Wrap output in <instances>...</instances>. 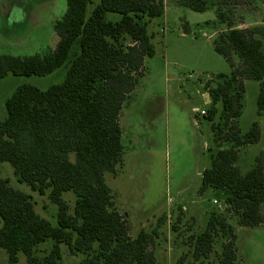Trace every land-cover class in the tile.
Segmentation results:
<instances>
[{
    "label": "trees",
    "instance_id": "1",
    "mask_svg": "<svg viewBox=\"0 0 264 264\" xmlns=\"http://www.w3.org/2000/svg\"><path fill=\"white\" fill-rule=\"evenodd\" d=\"M90 2L66 0L63 16L53 24L58 37L53 49L27 56L0 54V78L8 73L43 76L60 67L73 43H79V52L62 82L45 90L23 84L5 101L0 162L12 166L18 182L40 195L47 194L57 205V224L52 225L36 213L30 194L12 188L8 179L0 177V248L8 264H17L18 253L27 264H56L61 259V245L72 255H83L78 264L156 263L150 249L156 231L142 228L135 237L129 235L105 175L115 173L123 162L120 111L143 76L144 58L154 54L152 35L143 19L161 16L163 0H100L86 17ZM177 2L205 11V0ZM106 12L118 13L120 19L106 20ZM227 24L213 46L230 71L218 74L215 83L206 81L212 106L206 118L211 121L213 140L233 146L210 154V165L201 173L200 191L224 192L237 225L252 227L264 223V151L242 174L236 164L237 147L258 142L260 130L254 121L241 134L235 120L242 113L244 82L264 79V28L239 29ZM233 57L239 61L237 66ZM218 103L221 121L214 123ZM256 104L258 112H264V81ZM68 191L75 196L72 207L62 197ZM218 237L222 239L220 253L209 264H241L233 226L214 213L193 237L194 259L207 258ZM48 239L53 241L49 253L38 260L35 247Z\"/></svg>",
    "mask_w": 264,
    "mask_h": 264
},
{
    "label": "rangeland",
    "instance_id": "2",
    "mask_svg": "<svg viewBox=\"0 0 264 264\" xmlns=\"http://www.w3.org/2000/svg\"><path fill=\"white\" fill-rule=\"evenodd\" d=\"M99 2L91 0L86 17ZM203 7L205 11H194L179 6L177 0H163L161 16L143 19L152 35L154 54L144 58L143 76H139L122 105L119 124L123 162L115 173L105 175V181L131 237L142 228L156 231L150 246L155 264L214 262L221 249L220 237L207 258L193 257V237L205 228L213 213L222 215L233 226L237 260L241 264H264V223L239 226L237 217L225 205L224 192L211 188L200 191L201 173L210 165V154L233 146L213 140L211 121L206 118L212 107L206 81L215 83L218 74L230 71L228 62L214 50L213 41L219 32L227 30V22L239 29L264 28V0H205ZM65 10L66 0H0V54L27 56L53 49L58 41L53 24ZM105 19L115 22L120 14L106 12ZM262 49L264 52V40ZM78 52L76 40L67 59L53 72L43 76L8 73L0 78V121L6 116V99L18 86L30 84L45 90L62 82ZM233 60L237 66L238 59ZM261 82H244L242 113L235 120L241 134L254 121L260 130L258 142L237 147L236 164L242 174L264 151V112L259 113L256 104ZM194 108L205 114L196 113ZM215 109L212 122L217 123L221 121V104H216ZM0 177L8 179L12 188L30 194L36 213L52 225L57 224V205L47 194L40 195L18 182L8 162H0ZM62 197L72 207L74 194L68 191ZM52 244L51 239L38 244L34 256L43 259ZM82 258L61 245V259L56 264H78ZM0 264H8L1 248ZM17 264H27L22 253H18Z\"/></svg>",
    "mask_w": 264,
    "mask_h": 264
},
{
    "label": "built area",
    "instance_id": "3",
    "mask_svg": "<svg viewBox=\"0 0 264 264\" xmlns=\"http://www.w3.org/2000/svg\"><path fill=\"white\" fill-rule=\"evenodd\" d=\"M194 110H195V112H196V113H199V114H201V115H204V114H205V111H204V110H199V111H198V109H197V108H196V109H194ZM213 202H214V203H216V202H217V200H215V199H214V200H213ZM225 205H227V204H225Z\"/></svg>",
    "mask_w": 264,
    "mask_h": 264
},
{
    "label": "crops",
    "instance_id": "4",
    "mask_svg": "<svg viewBox=\"0 0 264 264\" xmlns=\"http://www.w3.org/2000/svg\"><path fill=\"white\" fill-rule=\"evenodd\" d=\"M194 109H196V108H194ZM219 191H221V190H219ZM204 192V191H203ZM222 192V191H221Z\"/></svg>",
    "mask_w": 264,
    "mask_h": 264
}]
</instances>
